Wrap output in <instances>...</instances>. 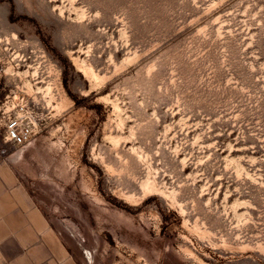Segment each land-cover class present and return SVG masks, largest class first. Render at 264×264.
Wrapping results in <instances>:
<instances>
[{
	"label": "rangeland",
	"instance_id": "rangeland-1",
	"mask_svg": "<svg viewBox=\"0 0 264 264\" xmlns=\"http://www.w3.org/2000/svg\"><path fill=\"white\" fill-rule=\"evenodd\" d=\"M6 101L80 264H264V0H0Z\"/></svg>",
	"mask_w": 264,
	"mask_h": 264
},
{
	"label": "crops",
	"instance_id": "crops-1",
	"mask_svg": "<svg viewBox=\"0 0 264 264\" xmlns=\"http://www.w3.org/2000/svg\"><path fill=\"white\" fill-rule=\"evenodd\" d=\"M15 160L0 155V264H80L21 185Z\"/></svg>",
	"mask_w": 264,
	"mask_h": 264
},
{
	"label": "built area",
	"instance_id": "built-area-1",
	"mask_svg": "<svg viewBox=\"0 0 264 264\" xmlns=\"http://www.w3.org/2000/svg\"><path fill=\"white\" fill-rule=\"evenodd\" d=\"M24 101L14 105L13 102L6 101L0 105L1 122L5 130L4 143L6 147L0 152L4 158H8V148L11 146L15 149L24 148L36 135L35 125L30 119L27 121L24 115ZM12 106V107H11ZM15 107V112L12 113Z\"/></svg>",
	"mask_w": 264,
	"mask_h": 264
}]
</instances>
